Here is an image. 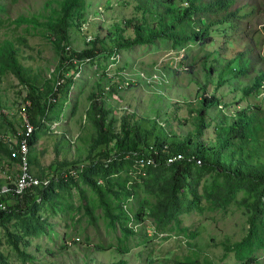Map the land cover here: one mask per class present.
<instances>
[{"label":"rangeland","instance_id":"374dc122","mask_svg":"<svg viewBox=\"0 0 264 264\" xmlns=\"http://www.w3.org/2000/svg\"><path fill=\"white\" fill-rule=\"evenodd\" d=\"M234 1L236 19L211 28L205 44L192 42L182 48L164 39L119 47L118 66L111 62V51L122 36L135 40L132 26L138 24L147 39L148 28L158 25L156 17L145 13L147 0L80 2L70 29L71 49H90L91 41L98 39L99 48L110 54L85 62L79 80L73 79L72 69H63L59 76L66 85L56 98L51 96L54 101L30 151L32 173L54 181L51 194L33 214L0 225V264H264V212L252 222L254 191L218 171L193 168L172 203L170 170L146 174L132 188L127 186L129 166H118L105 177L101 165L118 151V139L97 145L91 111V103L99 99L115 131L127 120L135 130L140 127L148 144L160 137L173 144L218 149L221 161L233 158L232 150L220 145L223 129L237 119L238 111H255L246 120L258 114L259 123L248 132L240 152L243 158L253 148L252 156L258 158L253 162L264 164V99L254 86L264 77V0ZM65 2L0 0L1 135L18 134L23 106L28 105L27 84L8 64V49L25 81L36 84L41 94L48 87L55 89L62 51L51 21L63 17ZM241 69L248 72L241 74ZM247 86L250 92L245 94ZM210 96L220 103L205 109V128L199 132L202 100ZM54 124L59 125L57 135L50 129ZM96 162L92 178L101 196L82 175ZM71 172L78 175L77 182L65 181ZM124 212L143 216V224L133 223L135 234L127 233L132 225H126Z\"/></svg>","mask_w":264,"mask_h":264},{"label":"trees","instance_id":"16d2710c","mask_svg":"<svg viewBox=\"0 0 264 264\" xmlns=\"http://www.w3.org/2000/svg\"><path fill=\"white\" fill-rule=\"evenodd\" d=\"M81 1L82 0H66L62 12L63 17L56 21L53 19L51 21V32L56 36V42L59 49L62 51L61 70L59 71L57 80L59 76H62L63 69H74L77 66L75 62H91L92 59L100 53L101 55L110 54L108 49L99 48L100 41L98 39L91 41L92 46L90 49H85L81 52L71 49L69 45L70 29L74 27L76 14L79 13ZM147 2L148 7L146 8L145 13L152 14L157 18V27L148 28L149 38L145 39L143 35H141L143 28L138 24L132 26L133 30L136 31L135 33L137 37L135 40L129 41L124 40L125 36H122L119 43H114L115 46L112 47L111 51L113 52L111 58L113 65L118 66L120 64V61H118L121 58L118 52L119 47H124L122 49L124 50L128 49L127 47L149 45L155 40L158 41L164 39L170 41L175 47L182 46V48L192 42L195 44H205L208 32L211 28L227 23L228 21H234L237 17V10L234 11L232 9L235 3L234 0H147ZM184 3H187L188 5L185 6ZM125 25H127V23ZM156 28L158 29L155 30ZM8 52V56L10 57L8 64H10L15 74L18 75L19 80L24 81L27 84L28 93L26 102H29V106H27V115L30 122L38 131V128L42 124V117L46 115V110L51 107L49 104L53 103H49L51 100L50 98L51 96L56 98L57 91L53 87H48L46 93L41 94L40 89L36 84L32 83L30 80L25 81L27 79L25 73L18 64L17 58L13 55L11 48L8 49ZM206 70L213 72L214 68H207ZM247 72L248 69H241L239 73L246 74ZM65 85L66 84L63 82L59 90ZM218 86H223V83L218 82ZM254 86L258 87L259 91L261 89V96L264 99V77L257 78ZM249 92L250 88L247 86L244 89V93L248 94ZM202 101V108L199 110V132L205 128L206 123L204 121V116L207 114L206 110L210 107L219 105L220 103V100L215 96L204 97ZM258 109L259 108H256V110ZM91 111L96 119V127L98 128L99 133L97 145L102 146V144H105L108 146L113 139H118V151L115 155L109 157L105 164L101 165V171L104 172L105 177L109 176L110 171L118 166H129L128 177L130 181H128L129 179L127 180V186L128 188H132L139 183L138 181L145 178L146 174L148 175L155 171L170 170L171 182L169 193H171V202L174 203L177 197V191L181 189V184L187 180V177L190 175L193 168L198 171L203 169L208 171H218L221 174L228 175L229 179L234 182L236 181L239 185H246L255 192L256 199L253 204L254 214L251 218L253 223H256L260 218V215L264 212V205H262L264 201V164L253 162L254 160H258L256 156H252L253 148L250 153L243 158L242 152H240L242 151V142L248 143V132L253 130L255 122L259 123L258 114L251 117L253 118L252 121L246 120V118H250L255 111L249 113L246 110L238 111L236 116L237 119H235L227 129H223L224 133L221 136L220 145L232 150L231 156H233V158L231 161H221L218 157V149L200 148L198 145L190 146L191 144L187 145L185 143L173 144L170 140L162 141L160 137H157L153 144H148L146 143V140H144L145 137L143 138L142 136L140 127H137L138 129L135 130V126H131L127 120H124L120 132L115 131L112 122L108 121V112L101 105L99 99H94L91 103ZM37 131L35 130V133L30 139L31 148L37 145ZM165 147H168V150H165ZM190 147H194V149L190 150ZM0 153L9 157L11 156L9 147L5 145L2 139H0ZM178 155H182L184 160L171 165L166 162L168 158H174ZM140 161H152L154 164L152 165L153 167L144 170L145 176L138 175L134 170ZM97 163L98 162L90 167H85V172L82 175L84 183L91 186L96 194L101 196L102 192L96 188L95 182L92 178V176L97 174V166H99ZM131 172H134V175L136 176L131 175ZM69 180H71V182H77L76 179L71 178ZM60 182L64 184V179L61 178ZM53 184L54 181L52 182V185ZM50 194L51 189L42 192L41 196L44 197L45 201ZM228 196L231 198L233 192H229ZM9 202H11V204H8ZM0 204H6L7 206L6 212L0 211V225L9 222L12 217H23L24 215L33 214L34 210L40 207L34 197L29 195L23 199H17L14 197L8 199L1 198ZM122 216L125 219L126 225H129L130 223L138 225L140 222H143L142 215H137L136 217L133 216V218L125 213ZM134 232L135 231L132 229H128L127 233L135 234L136 232ZM255 239L261 241L262 236L256 234ZM178 264L197 263L180 262ZM249 264H254V261L251 260Z\"/></svg>","mask_w":264,"mask_h":264},{"label":"built area","instance_id":"2783aa9c","mask_svg":"<svg viewBox=\"0 0 264 264\" xmlns=\"http://www.w3.org/2000/svg\"><path fill=\"white\" fill-rule=\"evenodd\" d=\"M78 66V62H75ZM79 77V76H78ZM27 131L26 133H19V138L10 141H13L14 144L17 145L16 149H12L11 159L17 160L19 164V174L16 177L14 184H7L0 188V200L1 198H6V196H23L27 193L36 194V189L43 188V186H48V182L43 184L39 179H37L31 171V166L29 163V154H30V146H29V137L33 133V127L27 122L26 124ZM25 134V135H24ZM21 137V140H20ZM6 138V137H4ZM165 150H168V147H165ZM184 160L182 155H178L174 158H168L167 163L169 165L180 162ZM200 164V163H199ZM152 161H140L137 167L134 170L138 175H144V170L147 168L153 167ZM131 175H134V172H131ZM6 208L4 204H0V210L4 211Z\"/></svg>","mask_w":264,"mask_h":264},{"label":"clouds","instance_id":"9594fccd","mask_svg":"<svg viewBox=\"0 0 264 264\" xmlns=\"http://www.w3.org/2000/svg\"><path fill=\"white\" fill-rule=\"evenodd\" d=\"M182 50H185L186 51V49H182ZM173 51V50H172ZM119 59V58H118ZM119 61L121 62V60L119 59ZM77 65V64H76ZM113 66H117V65H113ZM84 67H85V62L83 63V62H81V63H79L78 62V66H76L74 69H72L73 70V74H72V76H73V79L75 80V78H76V80L78 79H80L81 78V76H82V73H83V71H84ZM79 76V77H78ZM62 83H63V81H61L59 78H58V80H57V82H56V85H55V90L56 91H58L59 90V88H60V86L62 85ZM118 85H120V84H118ZM54 100L52 99L51 101H50V103H52ZM27 106H29V102H27ZM27 106H23V112H24V114L22 115V113H21V115H22V118H23V124H22V128L18 131V134L17 135H15V137L14 136H12V135H8V134H6V133H3L2 135H1V137H0V139H2L3 140V142L5 143V145H7L8 147H9V149H10V151H11V153H12V149H16L17 148V145L16 144H14V142L13 141H10L9 139H12V140H15V139H18L19 138V133H26V131H27V128H26V124H27V122L33 127V133H32V135L35 133V130L37 131V129H36V127L30 122V120H29V118H28V115H27ZM222 108V107H221ZM47 113H48V111H47ZM47 116V115H46ZM46 116L45 117H43L44 119L46 118ZM4 117H6V115L4 116ZM44 119L43 120H41V126L44 124ZM56 123H58V122H56ZM40 126V127H41ZM39 127V128H40ZM59 127V125L58 124H54V125H52V127H50V129H51V131H53V133L55 134V135H57V134H59L58 132H56L57 131V129H59L58 128ZM39 128H38V131H39ZM25 135V134H24ZM32 135L29 137V146H30V139H31V137H32ZM4 137H6V138H4ZM20 140H21V137H20ZM36 147V146H35ZM31 146H30V151H31ZM171 158V157H170ZM5 159H7L9 162H14L15 164H16V166H17V171H15V172H11V169L12 168H10V167H8V168H10V170H8V171H10L11 172V174H13V175H9L10 177H8V176H6V178H4L3 180H4V182H2V184L0 185V188L2 187V186H5V185H7V184H9V185H11V184H14V182H15V180H16V177H14V174H19V164H18V161L17 160H12L11 159V156L9 157V156H7V155H4L3 153H0V162H2V161H4ZM29 163H30V166H31V162H30V154H29ZM31 171H32V168H31ZM33 174V173H32ZM34 175V174H33ZM18 176V175H17ZM35 176V175H34ZM37 179H39L43 184H45L46 182H48V186L46 187V186H43V188H40V189H36V191H37V193L36 194H30V193H27V194H25V195H23V196H6V198L5 199H8V198H11V197H14V198H17V199H23L24 197H26L27 195H29V196H31V197H34V199L37 201V204L38 205H42V204H44V197H42L41 196V193L42 192H44V191H47V190H52V182H53V180H51V179H46V178H43V177H41V178H39V177H37V176H35ZM77 177H78V175L75 173V172H71L70 174H69V176H66L65 177V181L66 182H69L70 180L69 179H76V181H77ZM1 180V179H0ZM4 206H5V210L4 211H2V210H0V211H2V212H6L7 211V206H6V204H4ZM131 229L133 230V231H135L136 229H137V226H135L134 227V225L131 223Z\"/></svg>","mask_w":264,"mask_h":264},{"label":"crops","instance_id":"0c3cea01","mask_svg":"<svg viewBox=\"0 0 264 264\" xmlns=\"http://www.w3.org/2000/svg\"><path fill=\"white\" fill-rule=\"evenodd\" d=\"M7 167L13 168L17 171V166L14 162H9L7 159H5L4 161L0 162V185L2 184V182H4V178H6V175L8 177L9 176V171L7 169ZM13 175V174H11Z\"/></svg>","mask_w":264,"mask_h":264}]
</instances>
